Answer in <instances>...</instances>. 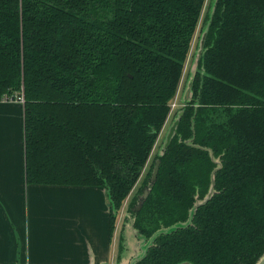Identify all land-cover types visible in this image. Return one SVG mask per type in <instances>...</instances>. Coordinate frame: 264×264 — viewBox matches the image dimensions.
<instances>
[{
    "label": "trees",
    "instance_id": "obj_1",
    "mask_svg": "<svg viewBox=\"0 0 264 264\" xmlns=\"http://www.w3.org/2000/svg\"><path fill=\"white\" fill-rule=\"evenodd\" d=\"M206 2L0 0V100L23 98L27 184L104 188L113 233ZM205 17L191 98L156 180L147 173L128 202L132 226L148 240L213 192L135 264H256L264 253V0H216Z\"/></svg>",
    "mask_w": 264,
    "mask_h": 264
},
{
    "label": "crops",
    "instance_id": "obj_2",
    "mask_svg": "<svg viewBox=\"0 0 264 264\" xmlns=\"http://www.w3.org/2000/svg\"><path fill=\"white\" fill-rule=\"evenodd\" d=\"M24 135L23 102L1 99L0 264H119L121 210L111 234L104 188L27 184Z\"/></svg>",
    "mask_w": 264,
    "mask_h": 264
},
{
    "label": "rangeland",
    "instance_id": "obj_3",
    "mask_svg": "<svg viewBox=\"0 0 264 264\" xmlns=\"http://www.w3.org/2000/svg\"><path fill=\"white\" fill-rule=\"evenodd\" d=\"M214 1L215 0H207L205 4L201 23L195 35V38L193 40V44L191 46V51H190L188 60L186 62L187 64L185 67V71L183 73L180 87L178 89V92L176 94L174 101L171 104V112L169 114V117L161 133L159 134L157 142L153 148V151L151 153V156L145 167V170L143 171L141 178L139 179L134 189L132 190L130 198L124 202L123 206L120 209L121 216H120V223H118V229L120 227V231L115 239L116 240V243H115L116 252H117L116 259H117V263L119 262V264L120 263L131 264V262L136 257V255L138 256L141 253L142 248L145 245V243L149 241L145 239L143 236H140L139 234H137V232L132 228V216L128 212V202L132 200V197H134L137 193L141 191L142 185L144 183L145 175L147 173L152 174L153 167L155 165V160H157V157L162 153V147L165 141L166 133L169 127L171 126V124L173 123V121L175 120L177 113L184 106L183 97H184L187 85L191 77L193 76L194 70L196 68V57H197L200 36L206 25L205 14L211 11Z\"/></svg>",
    "mask_w": 264,
    "mask_h": 264
},
{
    "label": "water",
    "instance_id": "obj_4",
    "mask_svg": "<svg viewBox=\"0 0 264 264\" xmlns=\"http://www.w3.org/2000/svg\"><path fill=\"white\" fill-rule=\"evenodd\" d=\"M216 1V0H215ZM205 36H206V31H202V34L200 36V41H199V45H198V51H197V57H196V68L194 70V73H193V76L196 72V69H197V62H198V59L199 57L201 56V53H202V50H203V45H204V40H205ZM193 76L191 77L188 85H187V88H186V91H185V94H184V97H183V101H184V104L186 101H188L190 98H191V88H192V82H193ZM183 114V111L180 110L178 113H177V116L175 118V120L173 121V123L171 124V126L169 127L167 133H166V136H165V141H164V144H163V147H162V152L168 147V145L170 144L174 134H175V131L177 129V126L179 124V121H180V118ZM159 165H160V160L157 159L155 161V165L153 167V171H152V174H151V182H154L157 178V173H158V170H159ZM148 192H149V189L146 188L144 189L143 191V198H146L147 195H148ZM212 189L209 191V193L206 195V197L201 200V201H197L195 203V205L193 206V208L190 210V214H189V218H188V221L185 222V223H176L174 224L173 226L169 227V228H166V229H161L159 231H157L156 233H154L148 240V242L145 243V245L143 246L142 248V251H141V254L140 256L138 257H135L133 259V261L131 262V264H135V262L137 260H139L146 252V249L148 248V246L152 243V241L154 240L155 236H157L159 233L161 232H169L171 230H174L178 227H183L187 224H189L191 222V218L194 214V211L197 207L198 204H201V203H204L208 198H210L211 194H212ZM140 205H141V202L139 203V205L137 206L136 210H138L140 208ZM133 228V226H132ZM134 229V228H133ZM135 230V229H134ZM136 231V230H135ZM137 232V231H136ZM138 234V233H137ZM178 264H192L190 262H187V261H184V262H180ZM256 264H264V253L263 255L259 258V260L256 262Z\"/></svg>",
    "mask_w": 264,
    "mask_h": 264
},
{
    "label": "built area",
    "instance_id": "obj_5",
    "mask_svg": "<svg viewBox=\"0 0 264 264\" xmlns=\"http://www.w3.org/2000/svg\"><path fill=\"white\" fill-rule=\"evenodd\" d=\"M6 99H11L12 97H5ZM13 99H18V100H20V101H22L23 102V98L20 96V97H13Z\"/></svg>",
    "mask_w": 264,
    "mask_h": 264
},
{
    "label": "flooded vegetation",
    "instance_id": "obj_6",
    "mask_svg": "<svg viewBox=\"0 0 264 264\" xmlns=\"http://www.w3.org/2000/svg\"><path fill=\"white\" fill-rule=\"evenodd\" d=\"M143 196V195H142ZM141 254V253H140ZM140 254L138 255V256H140ZM137 255H136V257H138Z\"/></svg>",
    "mask_w": 264,
    "mask_h": 264
}]
</instances>
